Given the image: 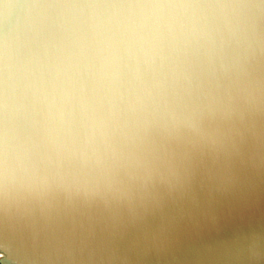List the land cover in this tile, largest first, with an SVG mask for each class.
Wrapping results in <instances>:
<instances>
[{
    "label": "water",
    "instance_id": "95a60500",
    "mask_svg": "<svg viewBox=\"0 0 264 264\" xmlns=\"http://www.w3.org/2000/svg\"><path fill=\"white\" fill-rule=\"evenodd\" d=\"M0 264H264V0H0Z\"/></svg>",
    "mask_w": 264,
    "mask_h": 264
},
{
    "label": "clouds",
    "instance_id": "9594fccd",
    "mask_svg": "<svg viewBox=\"0 0 264 264\" xmlns=\"http://www.w3.org/2000/svg\"><path fill=\"white\" fill-rule=\"evenodd\" d=\"M0 255H2V254H0Z\"/></svg>",
    "mask_w": 264,
    "mask_h": 264
}]
</instances>
